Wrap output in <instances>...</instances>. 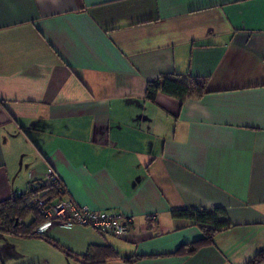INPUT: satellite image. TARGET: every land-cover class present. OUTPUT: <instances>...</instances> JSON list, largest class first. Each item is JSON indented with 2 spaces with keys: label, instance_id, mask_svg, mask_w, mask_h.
<instances>
[{
  "label": "crops",
  "instance_id": "crops-1",
  "mask_svg": "<svg viewBox=\"0 0 264 264\" xmlns=\"http://www.w3.org/2000/svg\"><path fill=\"white\" fill-rule=\"evenodd\" d=\"M206 83L180 102L148 82ZM52 172L67 199L131 221L123 238L41 236L104 264H247L264 250V0H0V204ZM221 209L203 238L183 210ZM0 232V264H83ZM264 264V262L262 263Z\"/></svg>",
  "mask_w": 264,
  "mask_h": 264
},
{
  "label": "trees",
  "instance_id": "trees-1",
  "mask_svg": "<svg viewBox=\"0 0 264 264\" xmlns=\"http://www.w3.org/2000/svg\"><path fill=\"white\" fill-rule=\"evenodd\" d=\"M206 93L205 81L193 78L190 75L172 73L161 75L157 80L148 82L144 95L146 101L153 103L158 94H163L177 99L180 102H184L186 99L201 98ZM60 184L61 182H59V187ZM36 186V190L26 193L22 198L14 196L9 201L0 204V232L10 234L20 239H29L33 237L41 238L49 244L61 249L65 255L75 258L83 264H104L105 259L117 257V254L108 248L103 249L104 256L100 261L91 260L89 253L84 256H73L69 251L59 247L54 242L36 234L34 232L35 229L40 224L44 223L46 218L43 217L40 210L35 205V200L42 198L54 200L60 195V192H58V184ZM29 214L34 216V220L29 225H25L23 220ZM173 217L194 221L203 234L201 240L180 247L176 252V255L179 256L195 254L200 249L211 245L218 233L230 228L229 224L222 220L225 214L221 209H214L211 211L183 210L174 212ZM123 261L126 264H130L132 260L123 259ZM263 262L264 250L257 254L247 264H262Z\"/></svg>",
  "mask_w": 264,
  "mask_h": 264
},
{
  "label": "built area",
  "instance_id": "built-area-1",
  "mask_svg": "<svg viewBox=\"0 0 264 264\" xmlns=\"http://www.w3.org/2000/svg\"><path fill=\"white\" fill-rule=\"evenodd\" d=\"M58 178L49 171L48 178L42 185L58 184ZM37 186H30L25 192H17L15 196L22 198L26 193L36 190ZM60 195L54 200L42 198L35 200V205L40 210L46 221L40 224L35 233L42 235L54 223L65 226H80L90 228L100 234L123 238L130 232L131 221L115 212H96L86 206H78L67 199L63 187L58 189Z\"/></svg>",
  "mask_w": 264,
  "mask_h": 264
},
{
  "label": "rangeland",
  "instance_id": "rangeland-1",
  "mask_svg": "<svg viewBox=\"0 0 264 264\" xmlns=\"http://www.w3.org/2000/svg\"><path fill=\"white\" fill-rule=\"evenodd\" d=\"M33 220H34V216H33L32 214H29V215H27V216L24 218L23 223H24L25 225H29ZM51 248H53L55 251H57L59 254L63 255V256L66 258L65 253H64L61 249H59V248H57V247H55V246H53V245H52Z\"/></svg>",
  "mask_w": 264,
  "mask_h": 264
}]
</instances>
